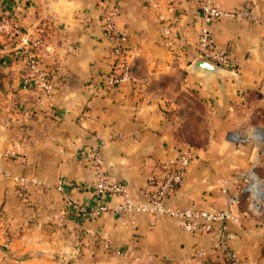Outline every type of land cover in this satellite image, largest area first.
<instances>
[{"label":"crops","instance_id":"1","mask_svg":"<svg viewBox=\"0 0 264 264\" xmlns=\"http://www.w3.org/2000/svg\"><path fill=\"white\" fill-rule=\"evenodd\" d=\"M109 1L0 0V19L19 27L17 36L0 40V152L18 153L0 166L11 176H35L49 185L24 203L14 183L0 176V264H183L208 245L207 236L187 233L168 217L141 214L132 225L112 212L70 210L65 195L89 213L119 202L95 191L93 167L82 154L87 149L98 150L109 177L134 201L146 202L155 165L174 159L188 144L185 137L204 132L208 140L196 149L183 186L167 200L171 207L226 209L224 186L237 193L242 173L264 172L263 147L228 139L234 131L264 130L263 2L217 0L225 10L242 8L250 15L213 25L217 45L238 69L207 77L193 68L197 0H156L177 9L172 50L164 46L152 5L120 0L133 81L113 87L104 80L112 65L102 23ZM28 33L42 38L37 55L54 75L49 97L21 85ZM59 181L66 184L63 192L56 189ZM233 215L229 240L238 264H264L261 251L254 257L245 250L264 242V201L253 214L241 196ZM207 264L232 263L210 256Z\"/></svg>","mask_w":264,"mask_h":264},{"label":"built area","instance_id":"2","mask_svg":"<svg viewBox=\"0 0 264 264\" xmlns=\"http://www.w3.org/2000/svg\"><path fill=\"white\" fill-rule=\"evenodd\" d=\"M157 13V20L162 32L164 46L172 50L175 46V21L178 16L175 4L172 2L160 5L156 0H146ZM200 30L198 37V53L196 61H207L226 70H237L238 64L217 45L213 36V25L218 21L238 22L249 17L246 9L225 10L217 0H197ZM121 17L120 0H110L103 10L102 23L104 35L110 43L109 54L112 65L109 75L104 76L107 85L117 87L133 81L131 66L127 58L128 36L119 25ZM19 27L9 19H0V40L17 36ZM40 36L28 33L23 39L22 57L26 74L21 77V85L25 90H34L49 97L55 90V85L48 77L47 69L41 63L33 48L40 46ZM263 129L250 131H234L228 139L236 144L254 142L264 151ZM83 156L93 167L95 191L103 196H113L119 202L112 207H101L91 213L81 207L70 195H65L67 207L74 213L97 216L112 212L123 219L136 224V217L144 214L152 217H168L187 233H200L207 236L210 242L204 248H199L193 255L184 259L183 264H207L210 256L221 257L232 264H238V257L230 245L229 223L235 221L233 211L239 205L241 196L245 197L250 213L257 214L264 201V182L253 169L241 175L242 184L239 192L230 193L229 187L223 191L228 196L226 209H201L196 207H171L167 200L172 197L185 183L196 152L189 146L179 149L176 157L170 161L155 165L148 178L149 199L146 202L134 201L129 191L120 183L112 180L105 168L103 159L97 149L82 151ZM18 153L14 150L0 152L1 160H14ZM0 176L14 183L15 193L20 201L28 203L36 189H46L48 184L35 176H11L0 166ZM66 184L59 181L56 189L63 192Z\"/></svg>","mask_w":264,"mask_h":264},{"label":"rangeland","instance_id":"3","mask_svg":"<svg viewBox=\"0 0 264 264\" xmlns=\"http://www.w3.org/2000/svg\"><path fill=\"white\" fill-rule=\"evenodd\" d=\"M261 2H263V11H264V0H261ZM200 124H201L200 121H198V120L195 121V125L199 126ZM185 139H186V142H188V144H186V146H189L190 148H192L196 152V154L198 155L196 149L198 147L202 146L205 142H207L208 136L206 134H204V132L203 133H199V131H198V132L192 133L191 135H188V137H185ZM241 145H245L246 146V145H251V143L250 142H245V143H242ZM186 146L184 145V147H186ZM256 174L261 179H264L263 178V175H264L263 171L260 170ZM245 250H246V254L247 255H252L254 257H255V255H258L257 251H261V255L264 258V242H259L258 241L257 243H252V245H249V247H247Z\"/></svg>","mask_w":264,"mask_h":264},{"label":"water","instance_id":"4","mask_svg":"<svg viewBox=\"0 0 264 264\" xmlns=\"http://www.w3.org/2000/svg\"><path fill=\"white\" fill-rule=\"evenodd\" d=\"M193 68L196 73H203L207 77L219 75L226 71V69L213 65L207 61H197ZM261 139H264V136H261Z\"/></svg>","mask_w":264,"mask_h":264},{"label":"trees","instance_id":"5","mask_svg":"<svg viewBox=\"0 0 264 264\" xmlns=\"http://www.w3.org/2000/svg\"><path fill=\"white\" fill-rule=\"evenodd\" d=\"M42 42V38H40V43ZM40 47V46H39ZM39 47H37V48H33V51L34 52H36V54H37V50H38V48ZM20 60H23V57L21 56V58H20ZM4 62V59H0V63H3ZM47 72H48V77H49V79H50V81H52L53 79V74L51 73V71H48L47 70ZM26 74V72L24 71V73H23V75H25ZM111 73H109V75H110ZM53 82V81H52Z\"/></svg>","mask_w":264,"mask_h":264}]
</instances>
